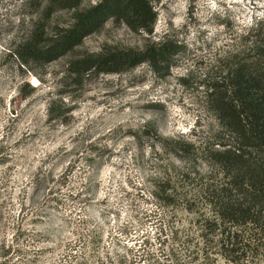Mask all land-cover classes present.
<instances>
[{"label": "rangeland", "instance_id": "rangeland-1", "mask_svg": "<svg viewBox=\"0 0 264 264\" xmlns=\"http://www.w3.org/2000/svg\"><path fill=\"white\" fill-rule=\"evenodd\" d=\"M150 1L149 33L109 18L68 53L22 65L16 47L46 48L74 8L0 0V264H130L146 252L139 264H167L168 247L185 252L172 233L200 245V206L186 210L182 195L207 169L199 143L220 127L209 87L256 55L247 35L264 0ZM164 39L180 51L156 67L80 65ZM213 255L209 264H226Z\"/></svg>", "mask_w": 264, "mask_h": 264}, {"label": "trees", "instance_id": "trees-1", "mask_svg": "<svg viewBox=\"0 0 264 264\" xmlns=\"http://www.w3.org/2000/svg\"><path fill=\"white\" fill-rule=\"evenodd\" d=\"M60 2L62 8H74L71 21L55 33L46 48L30 41L19 44L14 53L22 65L68 53L109 18L133 31L149 33L156 17L150 0H99L83 9H77L81 0ZM247 40L256 55L227 70L223 79L209 87L210 95H216L220 127L213 140L199 143L207 169L197 173L198 182L182 195L186 210L200 206L194 223L201 243L191 244L187 236L180 241L172 233L171 244H183L185 252L178 259L171 245L160 254L167 264H195L199 255L202 264H209L210 254L226 264H264V22L250 31ZM179 51L176 41L164 39L143 51L91 55L80 65L99 73L120 72L144 62L156 67ZM147 254L133 257L130 264L148 259ZM103 262L119 264L122 257H106Z\"/></svg>", "mask_w": 264, "mask_h": 264}]
</instances>
